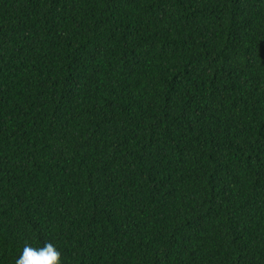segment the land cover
<instances>
[{
  "label": "trees",
  "instance_id": "16d2710c",
  "mask_svg": "<svg viewBox=\"0 0 264 264\" xmlns=\"http://www.w3.org/2000/svg\"><path fill=\"white\" fill-rule=\"evenodd\" d=\"M264 264V0H0V264Z\"/></svg>",
  "mask_w": 264,
  "mask_h": 264
},
{
  "label": "clouds",
  "instance_id": "9594fccd",
  "mask_svg": "<svg viewBox=\"0 0 264 264\" xmlns=\"http://www.w3.org/2000/svg\"><path fill=\"white\" fill-rule=\"evenodd\" d=\"M15 264H61V254L56 246L50 242H45L39 248L25 243Z\"/></svg>",
  "mask_w": 264,
  "mask_h": 264
}]
</instances>
